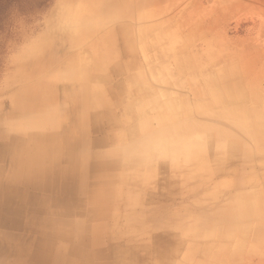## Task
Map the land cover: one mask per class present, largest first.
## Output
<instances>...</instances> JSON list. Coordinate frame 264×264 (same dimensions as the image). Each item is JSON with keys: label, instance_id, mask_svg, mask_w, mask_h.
I'll return each instance as SVG.
<instances>
[{"label": "rangeland", "instance_id": "rangeland-1", "mask_svg": "<svg viewBox=\"0 0 264 264\" xmlns=\"http://www.w3.org/2000/svg\"><path fill=\"white\" fill-rule=\"evenodd\" d=\"M124 30L130 34L127 39ZM124 40L132 43L131 51ZM55 69L61 75L50 83L57 88L53 93L49 90L51 105L61 98L62 86L80 82L95 88L108 111V118L100 121L107 137H121L129 152L158 141L151 134H144L143 141L138 127L145 120L153 132L158 128L155 106L165 115L168 102L181 114L184 103L195 108L192 119L199 125L185 131L184 142L169 151L170 157L150 148L118 173L123 190L129 187L131 196L126 200L127 194L114 195L107 208L109 217L105 215L109 220L104 218L101 227L129 228L133 239L124 242L113 236L112 247H132L127 257L119 250L110 254V260L125 259L120 264L128 260L129 264H264V240L253 241V226L243 242L238 236L218 241V233L227 235L229 222L217 219V211L236 196L230 183L264 174V143L253 144L251 127L242 129L234 120L215 115L240 103L264 114V0H0V136L15 133L28 117L27 110L17 108L20 91L37 86ZM142 73L151 96L139 93L137 76ZM223 74L221 79L218 75ZM207 79L238 85L243 96L213 102L204 87ZM33 96L40 95L29 92L22 99ZM220 131L231 139L217 138ZM91 136L98 138L100 131L93 127ZM190 144L198 154L190 156L181 147L189 149ZM243 144L258 149L248 155ZM110 148L108 140L103 149ZM162 208L168 211L155 216L154 211ZM169 211H181L184 216L177 215L175 220L158 216L171 215ZM205 217L215 219L206 223ZM187 233L201 238L190 242ZM219 243L223 250H218ZM190 244L204 245V251L187 255Z\"/></svg>", "mask_w": 264, "mask_h": 264}, {"label": "bare ground", "instance_id": "bare-ground-1", "mask_svg": "<svg viewBox=\"0 0 264 264\" xmlns=\"http://www.w3.org/2000/svg\"><path fill=\"white\" fill-rule=\"evenodd\" d=\"M124 34L125 39L130 37L128 30H124ZM139 37L141 36L137 38L141 40ZM124 41L126 50L131 51L132 43ZM99 63L97 60L96 67ZM231 71L234 72L232 69ZM60 75L55 69L40 79L41 82L37 86L30 85L20 91L16 101L17 108L21 112L27 110L25 116L28 117L21 121V125H24L16 129L15 133L0 136V264L122 263L125 259L121 260L122 262L110 260V254L122 250V257H127L132 246L113 245L114 249L113 236L120 240L124 238V242L131 241L133 236L129 235V228L117 225L110 226V229L101 227L104 218L109 220L105 215L109 202L113 203L116 199L114 195L120 197L127 194L124 197L126 200L129 194L131 196L132 190L128 191L129 187L127 192L123 190V185L120 184L122 175L118 173L125 169V166L136 163L134 156L138 157L150 148L157 155L170 157L169 151H176L177 145L180 146L184 142L185 131L199 125L192 119L195 108L185 103L181 114L173 110L174 104L168 102L167 115L163 114L165 111L162 112L161 107L153 105L151 107H158V128L153 132L145 120L140 121L138 127L143 141L146 139L144 134H151L153 139L158 141H155L152 147L150 143L140 144L135 152H129L128 144L123 145L121 137H107L100 121L108 118V111L106 104L99 99L101 93L98 94L95 88L91 90L79 84L80 82L62 86L61 98L54 100L51 105L49 90L53 93L57 88L50 83ZM66 75L76 79L71 73ZM218 76L224 78V74ZM137 77L139 93L151 96L152 93L144 85V74ZM214 82L216 81L207 79L204 85L213 96V102H231L236 96H243L242 88L238 85ZM29 92L40 96L27 99L31 101L29 103L22 99V96ZM252 98L255 101L256 97ZM152 99L156 101L155 97ZM244 107L242 103L229 105L225 111H216L215 115L234 120L242 129L251 127L249 136L253 144L264 143V114L256 113L255 106L253 109ZM202 108L203 105L197 109ZM34 112L36 114L33 115ZM140 115L141 113L139 117ZM93 127L100 131L98 138L91 136ZM204 127L207 128L208 125ZM225 135V132L220 131L217 138H225L226 141L231 139L230 135ZM108 140L111 148L103 149ZM194 146L190 144L189 149L185 145L181 147L193 156L198 154ZM253 147L254 145L251 148L250 145L243 144L242 150L250 155L258 149L257 146L256 149ZM234 150L237 149L232 148L230 151ZM263 183L264 174L251 175L248 178L243 176L230 183L236 196L225 208L217 211L218 221L229 222L225 228L227 235L218 233V241H230L238 236L241 242L248 235L250 226H253V241L264 240V235H261V232L264 233ZM215 195L218 199L219 195ZM163 211L168 210L157 209L154 214L157 216ZM183 211L185 214L186 210ZM169 212L171 215L158 216L166 215L170 220H175L177 215L184 216L181 211ZM213 219L204 218L206 223H212ZM126 236L128 238H125ZM185 236L190 242L201 238L200 235L192 233ZM203 248L204 245L191 244L187 255L192 256L193 251L203 252ZM217 248L223 250L224 246L220 244ZM235 250L237 246L232 250V256L235 255ZM123 264H129V260Z\"/></svg>", "mask_w": 264, "mask_h": 264}, {"label": "crops", "instance_id": "crops-1", "mask_svg": "<svg viewBox=\"0 0 264 264\" xmlns=\"http://www.w3.org/2000/svg\"><path fill=\"white\" fill-rule=\"evenodd\" d=\"M188 241H189V239H188ZM191 245V244H190ZM110 263H112L111 261H110Z\"/></svg>", "mask_w": 264, "mask_h": 264}]
</instances>
